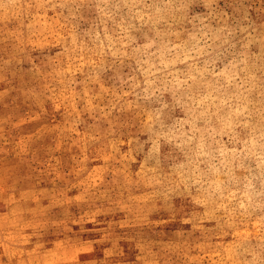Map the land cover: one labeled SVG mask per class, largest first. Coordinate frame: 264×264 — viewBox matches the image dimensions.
<instances>
[{
  "label": "rangeland",
  "instance_id": "374dc122",
  "mask_svg": "<svg viewBox=\"0 0 264 264\" xmlns=\"http://www.w3.org/2000/svg\"><path fill=\"white\" fill-rule=\"evenodd\" d=\"M0 264H264V0H0Z\"/></svg>",
  "mask_w": 264,
  "mask_h": 264
},
{
  "label": "clouds",
  "instance_id": "9594fccd",
  "mask_svg": "<svg viewBox=\"0 0 264 264\" xmlns=\"http://www.w3.org/2000/svg\"><path fill=\"white\" fill-rule=\"evenodd\" d=\"M160 191H161V193L163 194V192H164L163 188H162Z\"/></svg>",
  "mask_w": 264,
  "mask_h": 264
}]
</instances>
